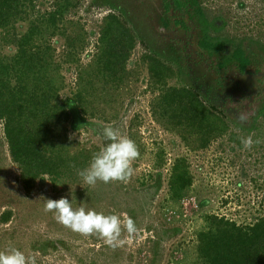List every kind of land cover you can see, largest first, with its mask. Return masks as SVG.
I'll return each instance as SVG.
<instances>
[{
    "label": "rangeland",
    "instance_id": "rangeland-1",
    "mask_svg": "<svg viewBox=\"0 0 264 264\" xmlns=\"http://www.w3.org/2000/svg\"><path fill=\"white\" fill-rule=\"evenodd\" d=\"M197 2L188 7L192 14L172 7L167 14L163 0H34L23 7L29 14L0 26V64L9 65L2 76L11 88L22 75L29 90L46 89L51 106L83 91L78 116L61 121L37 144L57 172L29 186L0 120V251L18 248L37 264H209L201 234L216 231L213 217L244 227L264 217V0ZM52 13L54 24L48 20ZM176 13L187 27L176 22ZM113 14L121 16L134 45L125 70L110 78L99 65L105 47L100 32ZM33 23L40 29L36 46L20 56L12 36L26 34ZM205 34L229 40V49L243 39L261 45L248 47L254 65L263 69L230 70L224 77L211 71V58L199 46ZM150 53L172 68L165 81L150 70L144 58ZM186 82L200 90L211 111L208 128L178 117L177 107L163 100L169 87ZM25 118L29 130L43 121ZM109 126L137 145L133 175L126 183L87 185L77 172L105 145L103 129ZM247 138L250 148L241 143ZM178 175L189 180L185 188ZM65 196L75 208L117 214L122 222L131 218L138 231L129 235L122 225L123 244L116 248L96 234L73 232L44 210L45 198ZM7 211L12 214L3 221Z\"/></svg>",
    "mask_w": 264,
    "mask_h": 264
},
{
    "label": "trees",
    "instance_id": "trees-1",
    "mask_svg": "<svg viewBox=\"0 0 264 264\" xmlns=\"http://www.w3.org/2000/svg\"><path fill=\"white\" fill-rule=\"evenodd\" d=\"M26 1L31 4L34 0H0V26L5 27L8 24L15 23L20 13L25 14L27 11L23 7H26ZM163 1L164 11L167 14L170 12L171 7L176 12L187 11L192 14L193 10L189 11L188 7L192 6L194 9V4L198 3L197 0ZM28 7L31 8L32 6L28 5ZM176 16V22L187 27V20L178 13H176ZM190 18L194 21V24H199V19L194 14ZM120 19L121 16L119 15H110L106 20V25L100 32V40L105 44V47L99 65L108 73L110 78L117 77L119 72L125 70L126 61L134 45L133 34L123 26L124 24ZM48 20L53 24L56 23V14H50ZM39 32L40 29L33 23L26 34L19 38L15 34L12 36L14 42L18 41V54L20 56L27 53L28 47L33 48L36 46L34 38ZM229 43V40L212 41L207 34L199 40L202 52L207 53L211 58L209 64L211 71L223 76V72H229L230 70H237L241 74H256L263 69L261 65H254L249 53V47L254 48L256 46L259 48L261 45L243 39L240 44L237 43L233 49H229ZM144 58L149 59L150 70L156 71L158 78H162L161 80H166L169 70L172 72V68H167L156 53L145 55ZM30 69L32 70V66H29V71ZM7 70H9V65L0 64V120L5 124V136L7 137L10 153L13 159L20 164L25 184L29 186L37 177L43 174L53 176L57 172L56 169L53 170L54 165L49 163L45 154L37 150V144L43 142L46 134L49 135L52 130L59 129L61 121H69V117L73 113L78 116L77 108L81 107L83 91L66 98L62 105L51 106L49 105L50 96L45 94L46 89L36 87L29 90L22 75L19 84L15 88H11L9 81L2 76ZM97 70H95V74L99 72V69ZM93 73H91L92 78ZM193 79L195 85L202 90L203 83L198 78ZM189 85L187 83L183 87H169L163 95V100L171 108L173 106L177 107L173 110H175V113L176 110L179 111L178 117L189 122H198L199 127L204 128V122L207 121V115L211 111L206 108L204 101L200 99V90L196 88L195 90L193 86L190 87ZM210 90L208 92L211 95L212 91ZM210 99L209 97L208 101ZM25 116L42 117L43 121L35 127V130H29L23 124L29 120ZM209 130H211V127H209ZM176 181L181 188H185L189 183V180L182 175H178ZM11 214V211H7L1 219L7 221ZM213 219L218 224L216 231L201 234V249L204 251L209 264H264V217L247 227L224 218L213 217Z\"/></svg>",
    "mask_w": 264,
    "mask_h": 264
},
{
    "label": "clouds",
    "instance_id": "clouds-1",
    "mask_svg": "<svg viewBox=\"0 0 264 264\" xmlns=\"http://www.w3.org/2000/svg\"><path fill=\"white\" fill-rule=\"evenodd\" d=\"M103 138L105 145L93 154L86 168L78 170V176L90 186L98 181L105 184L114 181L126 183L134 172L132 162L139 155L136 143L131 138L122 136L118 129L111 126L103 129ZM241 143L245 148L252 146L251 138L242 139ZM45 201L44 210L53 212L58 223L82 235L96 234L111 248L123 244L120 239L122 225L129 235L138 231L131 218L122 222L117 214L106 215L83 206L75 208L73 199L70 201L67 196L58 200L45 198ZM0 264H37V260L35 256H27L20 249L11 247L0 251Z\"/></svg>",
    "mask_w": 264,
    "mask_h": 264
}]
</instances>
